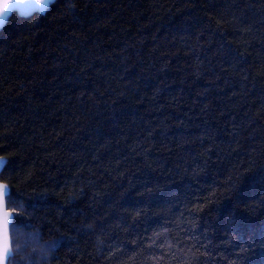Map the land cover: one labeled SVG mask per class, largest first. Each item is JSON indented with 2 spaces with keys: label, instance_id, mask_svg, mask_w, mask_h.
Returning <instances> with one entry per match:
<instances>
[{
  "label": "trees",
  "instance_id": "16d2710c",
  "mask_svg": "<svg viewBox=\"0 0 264 264\" xmlns=\"http://www.w3.org/2000/svg\"><path fill=\"white\" fill-rule=\"evenodd\" d=\"M0 157L8 264H264V0L13 12Z\"/></svg>",
  "mask_w": 264,
  "mask_h": 264
},
{
  "label": "water",
  "instance_id": "95a60500",
  "mask_svg": "<svg viewBox=\"0 0 264 264\" xmlns=\"http://www.w3.org/2000/svg\"><path fill=\"white\" fill-rule=\"evenodd\" d=\"M33 2H34V0H23L24 4H30ZM15 12H17L19 14V9H17ZM19 15H21V14H19ZM27 15H30V13H27ZM7 20L4 22V24L7 22ZM2 27H0V29ZM2 169H0V173H1ZM4 186H6V188H4ZM8 194H9L8 185L0 180V209L6 210L12 214L10 216V219L8 222L7 233H5L2 229H0V264H5V262H6V264H8L9 258L12 257V255H13L12 247H11V237H10V225L13 221V213L7 208L6 197ZM9 238H10V244L8 243Z\"/></svg>",
  "mask_w": 264,
  "mask_h": 264
},
{
  "label": "snow or ice",
  "instance_id": "6c2138e0",
  "mask_svg": "<svg viewBox=\"0 0 264 264\" xmlns=\"http://www.w3.org/2000/svg\"><path fill=\"white\" fill-rule=\"evenodd\" d=\"M16 9H19L23 15H27L29 8L27 4H24L22 2H18V0H12V3L9 5L7 10L0 14V27L4 25V22L10 17L12 12ZM6 165V160L3 157H0V169H2ZM6 188V186H4ZM12 214L9 213L6 210L0 209V229H2L5 233H7L8 229V222L10 219V216ZM8 243L10 244V238L8 239Z\"/></svg>",
  "mask_w": 264,
  "mask_h": 264
},
{
  "label": "clouds",
  "instance_id": "9594fccd",
  "mask_svg": "<svg viewBox=\"0 0 264 264\" xmlns=\"http://www.w3.org/2000/svg\"><path fill=\"white\" fill-rule=\"evenodd\" d=\"M18 2L23 3V0H18ZM11 3H12V0H0V14L4 13ZM54 3H56V0H34L33 3L27 4L29 8L28 13L32 15H35V14L44 15L47 13V11L51 8V6ZM16 10H14L13 12H15ZM19 14L23 15V13H21L20 11H19ZM42 254L50 255L51 249H48V248L42 249ZM37 264H43V261L38 258Z\"/></svg>",
  "mask_w": 264,
  "mask_h": 264
}]
</instances>
